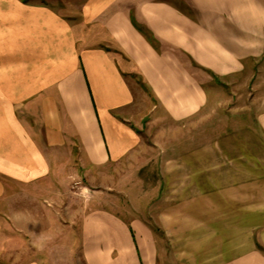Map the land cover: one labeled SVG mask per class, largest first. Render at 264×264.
<instances>
[{"label":"crops","instance_id":"0c3cea01","mask_svg":"<svg viewBox=\"0 0 264 264\" xmlns=\"http://www.w3.org/2000/svg\"><path fill=\"white\" fill-rule=\"evenodd\" d=\"M73 8L0 0V264L7 243L8 264H264V0ZM235 107L237 127L181 148ZM149 166L158 233L94 197L66 259L34 240L50 182L119 194Z\"/></svg>","mask_w":264,"mask_h":264},{"label":"rangeland","instance_id":"374dc122","mask_svg":"<svg viewBox=\"0 0 264 264\" xmlns=\"http://www.w3.org/2000/svg\"><path fill=\"white\" fill-rule=\"evenodd\" d=\"M43 1L55 5L58 9L61 8L66 11H68V9L75 10L73 7H76L79 2V0ZM73 14L75 15L76 13H69V15ZM73 18L74 20L77 19L76 17ZM227 93L228 89L225 90L226 98ZM219 99L222 100L221 96H219ZM233 100V105L236 106L237 100ZM245 100H248L247 96H245ZM233 110L234 111H231L227 108L217 109L214 112L213 117H210L207 121H204L203 124L199 125L197 131L195 129L192 130V132H196L197 136H190V132L185 131V134H183V140L181 141V148L203 144L208 139L237 127L238 125L234 123L237 122H235V120L239 117L241 110H237L236 107ZM148 143L152 145L153 141L148 140ZM125 176L126 174L122 176V186L127 182ZM131 176L134 178L132 179L134 181L131 182L129 185L130 187L126 189L124 186L120 189L121 192H118L119 194L114 192L112 195L105 188H103L104 190H99L95 187H90L89 181L81 175L77 176L76 173L70 174L57 182H50V185H48L47 188H42V195L38 196L39 201L43 203L45 207L40 210L41 216H39V219L41 220L38 221L39 228L37 234L34 236V240H37V243L41 241L45 246H48V249L54 248V250H60L61 260L66 259L68 247L72 245L71 241L74 240L75 243L77 242L76 245H79L77 236L79 231V218L80 215L84 213L85 209H87V202L93 200L94 197H97L102 204L111 203L115 208L117 207L119 214L125 215L126 217L133 215L149 217L147 223L153 227L155 233H158L156 221L154 220L158 207L156 201L158 195V175L156 167H146L145 171L131 174ZM45 208H48L50 211H46ZM51 212L55 218L53 221H50L49 217L43 216V214H49ZM149 214H151L153 218H151ZM7 232V235H9V231ZM69 233L71 235L69 237L70 240L68 241V238L66 239L65 235H69ZM62 236L66 240H63ZM29 240L30 236L26 235L25 240L23 241L26 248L32 245L31 240L30 242ZM74 242L73 245L75 244ZM13 248V243H7L5 254L6 264L14 258V254L11 253ZM55 257L57 259V254H55ZM73 258L78 262L79 258L77 249L74 250Z\"/></svg>","mask_w":264,"mask_h":264}]
</instances>
